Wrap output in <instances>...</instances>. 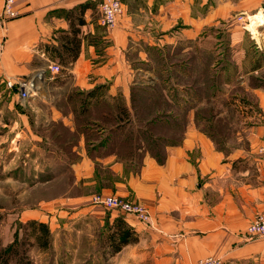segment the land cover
<instances>
[{"label": "crops", "instance_id": "0c3cea01", "mask_svg": "<svg viewBox=\"0 0 264 264\" xmlns=\"http://www.w3.org/2000/svg\"><path fill=\"white\" fill-rule=\"evenodd\" d=\"M123 2L124 14L119 24L108 28L101 21V0H15L20 15L7 22L1 21L4 0H0V42L5 47L0 60V92L2 88L8 90V79L32 78L41 71L47 73L45 84H55L60 77L50 72V65L75 60L67 70L82 96L102 87L95 93L100 100L122 98L134 112L132 88L159 82L156 77L146 82L148 76L141 64L152 60L157 52L166 59L178 53L188 55L190 44L200 43L205 34L224 27L241 14L249 16L264 9V0ZM239 29L240 25L235 26V30ZM74 37L79 42L76 59L65 55L62 47ZM203 54H194L192 60L171 62L180 66L182 72L180 80L169 76L177 88L165 91L169 101L165 108L169 114L166 127L181 131L167 133L171 141L163 149L162 161L144 150L136 151L135 161L109 150L103 124L93 125L92 139L81 133L79 136L72 110L65 114L55 101L50 104L53 98L49 90L37 96L40 81L35 80L31 87L37 98L32 99L28 111H22L28 135L31 129L25 121L31 108L37 112L50 110L52 120L61 121L76 135L73 145L79 157L71 167L76 184L84 180L91 188L71 199L77 207L87 205L85 210L100 215L108 210L91 205L92 196L115 194L149 208L152 218L147 225L124 216L138 236L137 243L121 251L123 259L132 264H197L210 256L230 264H264V237L246 233L248 225L264 212V87L250 83L264 73V60L260 67L254 62L249 68H244L243 60H235L236 90L229 88V83L224 84L212 91L210 101L201 99L191 106L189 87L203 92L206 84ZM217 65H210L213 80L221 82L223 75H228L227 81H231L229 65ZM198 68L190 76L189 70ZM55 90L68 98L75 93ZM219 95L231 101L239 98L232 102L239 106H231L236 112L218 109L215 105ZM240 98L251 104L241 105ZM237 107L244 118L232 141H226L228 149L220 150L219 141L206 131L208 120L197 113L214 109L219 118L237 116ZM153 110L160 111L157 106ZM173 136L177 138L175 143Z\"/></svg>", "mask_w": 264, "mask_h": 264}, {"label": "rangeland", "instance_id": "374dc122", "mask_svg": "<svg viewBox=\"0 0 264 264\" xmlns=\"http://www.w3.org/2000/svg\"><path fill=\"white\" fill-rule=\"evenodd\" d=\"M234 23L240 25L235 20L226 22L225 25H222L224 27L220 26L213 32L205 34V39L199 41L200 43H191L192 49L188 55L178 53L166 59L157 52L152 60L141 64L148 76L146 82L150 81V77L162 78L167 82L170 75L175 80H180L181 67L171 64V62L192 60L194 54L201 57V53L204 52L202 58L206 60L204 71L207 91L210 87L216 90L227 83L231 85L229 88H234L236 86L234 83L237 82L234 80L235 60H243L244 68H249L254 62V64L261 65L262 60H264V38L262 43H258L254 39L256 35H252L253 32H248L241 25L242 29L235 30L237 25ZM262 25L264 26V22ZM257 27L259 28V26ZM255 32L257 33V31ZM257 39L261 40L262 38ZM171 51H169V55H172ZM164 62L168 63L167 66ZM212 62L219 64L217 67L228 64L230 72L232 71L233 74L231 81H227L228 75H223L226 80L223 79L221 82L213 80L215 78L213 72L210 71ZM60 65L63 68L60 73L56 74L59 75L60 79L55 84L50 82L47 85L44 83L47 75L45 71L39 72L34 77L33 81L41 82L38 83L40 88L37 96L39 93L49 90L53 98V102L50 104L54 105L55 101V105L61 107L65 114L74 109L73 118L75 117L78 124L79 136L81 133L92 139L94 137L91 131L92 125L96 123L103 124L107 129L113 128L112 123H100L102 115L107 112V109L109 110V107L79 108V100L83 98L82 94L78 92V88L68 74V66L61 63ZM198 70L199 68L189 70L190 76ZM202 70L203 68H200V72ZM55 88L75 91L71 94L72 97L75 95V98L64 97L62 91H56ZM1 91L0 251L13 243L17 232L19 245L22 249L20 255L12 258L9 264H132V262L123 259L121 255V251L125 247L121 251L115 252V248L108 241V237L113 232L112 227L120 215L112 214L109 211H102L100 215H93L90 211L85 210L88 208L87 205L77 207L75 202L71 200L91 189L84 184V180L76 184V178L71 167L79 157L73 145L76 135L70 133L61 121L52 120V114L46 108L41 112L31 108L30 113L26 114L27 120L25 122H28L31 129V133L28 135V130L22 123L21 115L22 111H28L29 106H32V99L37 98V96L34 94L31 101L22 102L17 91H9L6 88L4 90L2 88ZM221 96L219 95L217 98L215 106L218 109L225 108L226 110L224 101L231 100V98ZM235 99L238 100L239 98H232L231 102ZM233 104L238 105L237 103ZM237 110L239 115L228 114L221 117V124H219L220 122L215 124L211 130L216 134L220 145L226 149H228L226 141H232L235 136L234 132L238 130L240 121L244 118L238 107ZM153 127V140L159 135L166 134L163 128L156 125ZM133 130V128H129L127 134ZM106 134L108 140H111L107 148L114 150V145L121 141L123 135L111 131ZM135 134L139 141L144 139L143 134L138 132ZM40 138L42 141H39ZM124 148L128 151L133 149L132 146ZM133 152L130 155L135 157L134 159L131 158L135 161L138 156L135 153L136 150ZM30 220L43 222L49 226L51 238L47 249L38 246L34 238H29L33 231V227L27 224ZM0 264L6 263L0 258Z\"/></svg>", "mask_w": 264, "mask_h": 264}, {"label": "trees", "instance_id": "16d2710c", "mask_svg": "<svg viewBox=\"0 0 264 264\" xmlns=\"http://www.w3.org/2000/svg\"><path fill=\"white\" fill-rule=\"evenodd\" d=\"M79 42L75 40V37L68 42H66L62 47L66 51L65 55L67 56H73V59L77 58V55L79 53ZM75 60H60L62 64L69 65L71 62ZM154 62V61H153ZM149 63V62H148ZM167 66L168 63L164 62ZM147 64V63H146ZM154 65V63H153ZM180 67V66H179ZM256 67H260V65L257 64ZM211 71V70H210ZM204 73V77H205ZM213 83V81H211ZM250 83L254 86H260L264 87V73L261 77L252 78ZM214 85V83H213ZM102 87H98L92 92L87 93L85 96H82L83 98L79 100V108L80 107H87V109L91 108H102V107H109V110L107 109L106 113L102 115L101 123H112L111 125L114 126L113 128H105L107 131H111L113 133H119L122 134L123 137L121 138V141L119 143H116L114 146V151L121 154L126 160L134 159L135 157L131 156L133 150L140 151L144 150L145 152L151 153L154 157H157L159 161H162V155H163V149L166 147V145L169 143V140L167 138V133L169 134V131H173L174 133L180 132V130H172L171 128L166 127V120L169 117V114L166 113L165 108L168 101V97L165 95V91L167 89H175L177 88L174 86V84L171 82V78L168 77V80L160 79L157 84L154 86H134L132 88V96H131V105L134 109V112H131L129 108L127 107V103L122 98H116L114 101L109 102L106 100H100L99 97L95 94L97 91H99ZM199 92L196 91L195 86H190L188 93L191 95L190 99V105L195 106L198 104L197 101L203 99L210 101L212 98V87L207 91V84H205V87L202 88ZM72 99L75 98V95L73 97H70ZM207 101V103H209ZM241 102V105H250V101L246 98H240L239 100ZM177 104H180V101L176 102ZM212 103V102H211ZM225 106L229 109V111L236 112V109H232V102L231 100H225L224 101ZM157 106L159 109L162 108L160 111H154L153 109ZM77 111V110H76ZM75 110L73 109V113ZM77 113V112H76ZM155 114V115H154ZM201 114L202 117L206 118L209 122V129H205L213 138L216 137V134H214L213 127H215V124H221L222 118L217 117V113L214 111V109H205L204 111L197 113ZM77 117V115H76ZM216 121V123H215ZM159 126V128H163L165 130L166 134L159 135L158 138L153 140V126ZM93 126V125H92ZM99 127V126H98ZM129 128H133L134 132L131 131L127 134ZM79 132V131H78ZM136 132L143 134L144 139L141 141L138 140ZM213 132V133H212ZM127 134V136H126ZM85 135V134H84ZM173 136L172 141L175 143L177 141V138H174ZM217 139V137H216ZM111 141V140H109ZM216 141V140H215ZM218 141V139H217ZM217 147L220 150H225L218 142ZM126 146H132V151H128ZM130 149V148H129ZM134 153V152H133ZM137 153V152H135ZM129 155V156H128ZM29 226L33 227V231L30 233L29 238H34L35 243L44 248L47 249L50 245V238H51V231L49 226L46 223L39 222L36 220H30L27 222ZM113 232L108 237V241L111 242V246L115 248V252L121 251L124 247L127 245H131L138 242V236L135 234V232L132 230L131 227H129L126 224L124 215L120 214L119 219L115 222V224L112 227ZM21 247L19 245V235L18 232L15 235V240L13 243L8 245L5 248H2L0 251V258L3 259V262L5 261L6 264H9V261L20 255Z\"/></svg>", "mask_w": 264, "mask_h": 264}, {"label": "built area", "instance_id": "2783aa9c", "mask_svg": "<svg viewBox=\"0 0 264 264\" xmlns=\"http://www.w3.org/2000/svg\"><path fill=\"white\" fill-rule=\"evenodd\" d=\"M123 0H101L100 3V13H101V21L102 24L108 28L116 27L124 14ZM260 14L262 19L264 20V9L260 12L247 15L241 14L235 17V21L239 23L243 28H245L248 32L252 33V31L248 28V26L252 22V18L256 15ZM20 12L15 6V0H4L3 10L1 14V21L7 22L9 20L15 19L19 17ZM254 36V34H252ZM264 35V26L262 24L259 25V28L256 33V37L254 39L259 43L263 40ZM257 38H262L258 40ZM264 41V40H263ZM262 43V42H261ZM260 45V44H258ZM5 51L4 43L0 42V60L3 57ZM62 67L59 64H51L50 72L52 74L60 73ZM35 78H13L8 79L6 81V86L10 91H17L19 99L22 102H29L31 98L36 96L35 91L31 89L33 80ZM33 81V82H32ZM32 83V84H31ZM29 88L32 90L28 94ZM264 152V149L262 150ZM91 205L100 206L108 211H116L119 214L124 215L125 217H134L138 222L142 224H149L151 222V212L149 208L140 202L128 200L121 196H117L115 194L112 195H103L97 194L93 195L91 199ZM247 235L253 237H264V212L258 214L256 218L248 225L246 230ZM197 264H230L228 261L223 260L222 258L217 257H207L198 261Z\"/></svg>", "mask_w": 264, "mask_h": 264}, {"label": "bare ground", "instance_id": "6f19581e", "mask_svg": "<svg viewBox=\"0 0 264 264\" xmlns=\"http://www.w3.org/2000/svg\"><path fill=\"white\" fill-rule=\"evenodd\" d=\"M262 22H264V20L262 19V17L260 16V14L256 15L254 18H252V22L249 25V29L253 32L254 35H256V32L258 30V27L260 24H262ZM29 94V90L27 91Z\"/></svg>", "mask_w": 264, "mask_h": 264}]
</instances>
